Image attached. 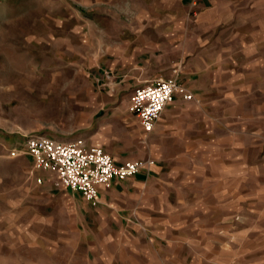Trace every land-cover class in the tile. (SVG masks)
<instances>
[{
	"label": "crops",
	"instance_id": "obj_1",
	"mask_svg": "<svg viewBox=\"0 0 264 264\" xmlns=\"http://www.w3.org/2000/svg\"><path fill=\"white\" fill-rule=\"evenodd\" d=\"M121 3L122 16L112 3L93 17L99 33L76 37L93 50L86 78L105 93L87 90L81 136L69 140L115 166L153 164L98 185L92 206L34 165L23 134L9 151L27 161L26 194L5 216L28 221L18 232L31 240L21 260L10 246L9 263L264 264V0ZM176 68L193 98L175 91L145 133L129 97Z\"/></svg>",
	"mask_w": 264,
	"mask_h": 264
},
{
	"label": "rangeland",
	"instance_id": "obj_2",
	"mask_svg": "<svg viewBox=\"0 0 264 264\" xmlns=\"http://www.w3.org/2000/svg\"><path fill=\"white\" fill-rule=\"evenodd\" d=\"M121 1L0 0V220H6L0 222V264H10V246L24 259L25 240H31L18 232L28 221L5 216L26 194L20 169L27 161L10 157L9 149L23 134L62 141L81 136L80 114L91 108L83 103L87 90L105 92L86 78L84 68L89 60L93 63V50L86 47L84 53L76 37L99 33L93 23L97 12L110 14L116 6L122 16ZM60 38H67L66 45ZM15 229L17 237L9 234Z\"/></svg>",
	"mask_w": 264,
	"mask_h": 264
},
{
	"label": "built area",
	"instance_id": "obj_3",
	"mask_svg": "<svg viewBox=\"0 0 264 264\" xmlns=\"http://www.w3.org/2000/svg\"><path fill=\"white\" fill-rule=\"evenodd\" d=\"M177 71L174 69L170 77L144 83L130 95L128 111L137 116L145 133L152 130L175 91H181L186 100L193 98L192 93L177 82ZM24 147L33 156L36 167L55 170L61 185L79 191L92 206L99 203L98 185H108L112 178L123 179L153 164V160L147 159L115 166L107 152L96 146L86 148L81 138L61 141L44 134H30L25 136ZM16 153L15 148L10 150V154Z\"/></svg>",
	"mask_w": 264,
	"mask_h": 264
}]
</instances>
